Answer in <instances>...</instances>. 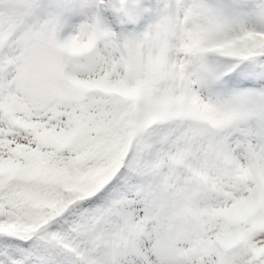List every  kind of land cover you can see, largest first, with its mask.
I'll return each instance as SVG.
<instances>
[{"label":"snow or ice","instance_id":"obj_1","mask_svg":"<svg viewBox=\"0 0 264 264\" xmlns=\"http://www.w3.org/2000/svg\"><path fill=\"white\" fill-rule=\"evenodd\" d=\"M0 264H264V0H0Z\"/></svg>","mask_w":264,"mask_h":264}]
</instances>
